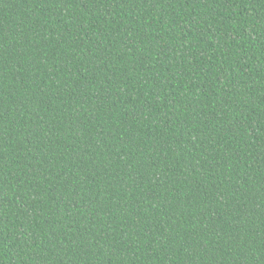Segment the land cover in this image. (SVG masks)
Masks as SVG:
<instances>
[{
  "label": "trees",
  "instance_id": "16d2710c",
  "mask_svg": "<svg viewBox=\"0 0 264 264\" xmlns=\"http://www.w3.org/2000/svg\"><path fill=\"white\" fill-rule=\"evenodd\" d=\"M0 264H264V0H0Z\"/></svg>",
  "mask_w": 264,
  "mask_h": 264
}]
</instances>
